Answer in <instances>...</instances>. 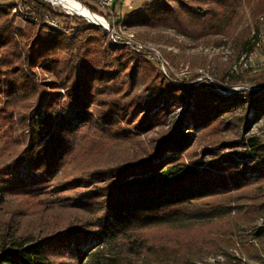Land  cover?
Here are the masks:
<instances>
[{
  "label": "trees",
  "instance_id": "1",
  "mask_svg": "<svg viewBox=\"0 0 264 264\" xmlns=\"http://www.w3.org/2000/svg\"><path fill=\"white\" fill-rule=\"evenodd\" d=\"M76 1L88 7L82 0ZM174 1L171 5L167 0H156L137 12L114 17L118 24L131 28L174 30L204 44L212 39L206 19L231 15L240 4V0ZM252 2L259 32L264 0L247 1ZM38 5L37 12L52 14L48 4ZM13 7L0 4V133H10L15 146L23 147L11 164L0 169V206L6 204L8 195L38 200L39 188L68 163L82 169L84 157L98 156L112 143L152 132L167 114L187 108L185 124L170 126L133 158L89 172L93 189L77 207V212L87 215L83 222L36 241L7 234L11 237L0 241V264H167L172 256L148 245L142 231L154 227L184 230L201 220L213 221L219 217L214 209L202 206L204 200L244 188L252 175L259 180L264 177V145L251 140L222 143L216 150H245L239 157L221 158L211 153L208 165L191 152L203 133L219 130L223 124L220 118L231 113L232 106L226 102L241 101L256 113L264 112L263 78L252 93L242 90L226 96L207 81L205 88L193 81L176 85L156 69L150 56L127 44L115 45L112 40L117 69L99 67L88 55L93 54L91 50L82 54L76 66L57 60L60 52L71 54V39L50 26L35 31L30 23L26 32L10 26L7 17ZM24 40H30L25 50ZM221 42L215 44L220 46ZM255 49L254 42L246 50L247 57ZM132 57L139 67L132 65ZM40 65L58 82L40 85L30 74ZM150 73H155L156 83L147 84ZM135 78L145 84V97L130 94L129 82ZM191 132L202 135L194 139ZM106 247H112L116 257L101 262ZM191 252L198 256L201 251ZM120 254L139 261H123L118 259Z\"/></svg>",
  "mask_w": 264,
  "mask_h": 264
},
{
  "label": "rangeland",
  "instance_id": "2",
  "mask_svg": "<svg viewBox=\"0 0 264 264\" xmlns=\"http://www.w3.org/2000/svg\"><path fill=\"white\" fill-rule=\"evenodd\" d=\"M155 1L150 0L146 5ZM167 1L175 5L174 0ZM247 1L249 0H240L239 6L231 15L216 20L206 19L212 39L204 44H197L174 30L131 28L123 23L118 24L119 19L114 14L108 15L103 10L93 12L86 6L89 12L104 18L111 26L110 30L104 25H94L77 12L65 10L48 0H0V4H14L7 17L9 25L14 28L26 32L30 23L34 25L35 31L50 26L71 39V54L60 52L57 60L59 58L78 66L82 54L91 50L93 54L88 55L99 63V67L105 66L106 70L113 71L117 69V55L113 53L110 40L115 45H124L114 39L115 35L129 47L144 51L145 55L150 56L156 69L174 84L188 85L193 81L205 88L204 81H207L216 89H221L226 96L242 90L252 93L251 91L260 87V80L264 79V18H260V31L257 32L255 6L253 2L249 4ZM39 3L48 4L52 14L37 12ZM124 13L128 14L129 11ZM86 22L96 28H89ZM220 39L223 42L218 46L215 41ZM254 42L256 49L247 57L246 50ZM21 43L24 50L30 47V40ZM132 59V65L139 67L134 62L135 57ZM30 74L40 85L58 82V79L46 72L43 65L36 67ZM157 79L155 73H150L147 84L151 81L156 83ZM129 83L132 84V96H146L147 90L140 78ZM225 105L232 106V111L220 118L223 124L219 130H211L203 135L191 132L194 139L202 135L194 143L191 152L198 154L199 161L204 165H208L213 155L211 153L221 158L227 155L239 157L245 150L241 147L216 150L222 143L251 140L264 145V112L256 113L241 101H228ZM186 108L187 106H183L167 114L152 132L112 143L98 156L89 159L84 157L82 163L86 164L81 166L82 169L75 163H68L51 182L39 188L38 200L5 196L6 204L0 206V241L11 237L7 234H13L22 241H36L61 229L78 226L87 215L77 212V207L82 198L93 189L89 184V172L93 168L120 165L133 158L141 147L150 146L170 126L185 124ZM13 137L10 133H0V169L11 164L23 147L21 145L17 148ZM85 155L87 153L83 154ZM84 179L87 180L84 184L78 183ZM202 206L208 210L214 209L215 216L219 218L210 222L201 220L200 224L184 230L154 227L142 231L141 236L147 240L148 245L160 250L159 253L165 252L172 256L167 264H264V177L259 180L252 175L244 188L233 189L229 194L204 200ZM190 251L201 252L196 256L189 254ZM100 256V261L105 262L106 259H114L116 251L112 247H106ZM118 257L123 261H139L137 257L121 254Z\"/></svg>",
  "mask_w": 264,
  "mask_h": 264
},
{
  "label": "crops",
  "instance_id": "3",
  "mask_svg": "<svg viewBox=\"0 0 264 264\" xmlns=\"http://www.w3.org/2000/svg\"><path fill=\"white\" fill-rule=\"evenodd\" d=\"M82 1L88 7H90L91 9L97 12L103 10L108 15L115 14L120 18L127 15L124 13L126 10L129 11L128 14L141 10L150 0H113L111 7L107 10L101 7L100 4L101 0H82Z\"/></svg>",
  "mask_w": 264,
  "mask_h": 264
},
{
  "label": "bare ground",
  "instance_id": "4",
  "mask_svg": "<svg viewBox=\"0 0 264 264\" xmlns=\"http://www.w3.org/2000/svg\"><path fill=\"white\" fill-rule=\"evenodd\" d=\"M52 2L54 5L59 6L65 10H71L72 12H77L80 16L89 20V22L93 23L94 25H104L108 26L107 21L105 22L104 18H101L95 14L89 12L84 6L78 3L75 0H48Z\"/></svg>",
  "mask_w": 264,
  "mask_h": 264
},
{
  "label": "built area",
  "instance_id": "5",
  "mask_svg": "<svg viewBox=\"0 0 264 264\" xmlns=\"http://www.w3.org/2000/svg\"><path fill=\"white\" fill-rule=\"evenodd\" d=\"M112 2H113V0H101V7L103 8V9H109L110 7H111V5H112ZM110 24L108 23V26H105V28H107V30H110ZM114 39L115 40H117L120 44H125V42H123L121 39H120V37L119 36H115L114 35ZM132 50H134V51H136V52H138V53H141V52H144V51H141L140 49H134L133 47H130ZM145 53V52H144ZM258 89V88H257Z\"/></svg>",
  "mask_w": 264,
  "mask_h": 264
},
{
  "label": "water",
  "instance_id": "6",
  "mask_svg": "<svg viewBox=\"0 0 264 264\" xmlns=\"http://www.w3.org/2000/svg\"><path fill=\"white\" fill-rule=\"evenodd\" d=\"M96 25H99V24H96ZM101 26H103V25H101Z\"/></svg>",
  "mask_w": 264,
  "mask_h": 264
}]
</instances>
